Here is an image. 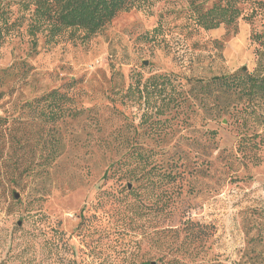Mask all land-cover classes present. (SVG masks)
<instances>
[{
    "label": "rangeland",
    "instance_id": "1",
    "mask_svg": "<svg viewBox=\"0 0 264 264\" xmlns=\"http://www.w3.org/2000/svg\"><path fill=\"white\" fill-rule=\"evenodd\" d=\"M192 1L219 0H136L90 40L34 43L24 20L0 46V115L22 136L0 127V264H169L186 220L210 227L192 262L264 264V102L201 87L264 70V0H237L238 20L209 30L192 27ZM53 89L73 111L56 126L24 106Z\"/></svg>",
    "mask_w": 264,
    "mask_h": 264
},
{
    "label": "trees",
    "instance_id": "2",
    "mask_svg": "<svg viewBox=\"0 0 264 264\" xmlns=\"http://www.w3.org/2000/svg\"><path fill=\"white\" fill-rule=\"evenodd\" d=\"M135 3L136 0H0V46L9 35L24 24V20L28 21L27 31L34 38V43H36L35 38L39 32H46L49 42L54 41L66 31H70L73 36H76V32L80 31L82 39L90 40L102 31L118 13L135 7ZM14 6H18V10L24 14L13 18L15 14ZM190 6L189 18L194 29L209 30L217 28L221 24L232 25L241 15L237 0H219L209 8H205L203 2L192 1ZM25 13H28L29 16L28 14L25 15ZM260 37L261 39L258 41L264 46V33L260 34ZM22 64L24 65L22 67L27 71L28 64L26 62H22ZM3 70L8 71L9 69ZM153 80H156L160 85L170 82L168 76L163 75H154ZM201 87L208 96H212L215 92L223 96L236 94L239 100L247 104L248 107L255 108L258 104L264 102V70L254 73L238 70L206 81ZM2 97L3 94L0 91V100ZM67 102H69V98L64 93L53 89L34 101L26 102L24 106L33 110L36 108L40 109L37 114L38 119L56 126L73 112L67 111L65 106ZM83 111L82 109L75 110L72 116L78 118ZM15 121H18V119H15ZM7 125L8 119L0 115V127H6V130H9V135L4 133L3 136L6 137L8 135L9 141L21 140L22 136L18 137L10 134L12 129ZM23 145L24 143L21 144V146ZM52 146L53 148L47 154V159L51 162L56 161L62 155L64 143L61 139L56 138ZM137 155H140V161L143 163L147 161L146 163H148L144 152H140ZM140 161L139 164L141 163ZM139 164L136 162V165L131 168L129 180L139 179L140 176L136 173L140 167ZM158 168V165L155 164L149 172L153 173ZM29 169L32 171V168ZM14 171L31 173L27 168L20 169L18 164L15 165ZM161 174L163 178H168L169 182H176L179 175L178 172L174 173L172 169ZM134 191L135 189L132 190V192ZM209 228L208 224L186 220V233L183 238L180 237L177 230H173L175 237L172 236L174 240L169 242V247H171V250H169V264H200L192 262L196 256L193 253L198 243L203 241L202 237L205 238L206 235H209ZM173 242L175 244L171 246ZM212 264L225 263L218 261Z\"/></svg>",
    "mask_w": 264,
    "mask_h": 264
},
{
    "label": "water",
    "instance_id": "3",
    "mask_svg": "<svg viewBox=\"0 0 264 264\" xmlns=\"http://www.w3.org/2000/svg\"><path fill=\"white\" fill-rule=\"evenodd\" d=\"M243 69H247V67H246V66H244V67H243ZM14 196H15V198H18V197H19V194H18V193H15V195H14ZM153 264H154V263H153Z\"/></svg>",
    "mask_w": 264,
    "mask_h": 264
}]
</instances>
